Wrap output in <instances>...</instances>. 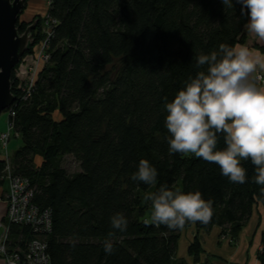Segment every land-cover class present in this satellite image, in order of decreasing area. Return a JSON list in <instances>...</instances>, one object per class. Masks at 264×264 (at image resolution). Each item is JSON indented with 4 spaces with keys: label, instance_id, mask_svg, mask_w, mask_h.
Masks as SVG:
<instances>
[{
    "label": "trees",
    "instance_id": "1",
    "mask_svg": "<svg viewBox=\"0 0 264 264\" xmlns=\"http://www.w3.org/2000/svg\"><path fill=\"white\" fill-rule=\"evenodd\" d=\"M232 3L227 9L221 0H51L50 60L26 101L17 96L13 70L10 106L21 140L10 157L11 172L30 180L33 202L50 212L45 241L51 264H186L176 258L181 230L143 223L151 215L145 197L161 184L200 191L213 201L208 224L183 229L219 227L232 240L255 205L264 206L250 161H242L247 182L236 184L214 163L168 153L164 98L171 102L195 75L197 55L247 41L249 17ZM26 24L19 20L20 33ZM67 154L79 163L78 172L60 165ZM141 159L157 169L156 184L131 179ZM117 212L128 227L116 231V251L108 255L103 242ZM261 245L257 257L264 264V234ZM200 252L196 236L188 253L198 260Z\"/></svg>",
    "mask_w": 264,
    "mask_h": 264
},
{
    "label": "clouds",
    "instance_id": "2",
    "mask_svg": "<svg viewBox=\"0 0 264 264\" xmlns=\"http://www.w3.org/2000/svg\"><path fill=\"white\" fill-rule=\"evenodd\" d=\"M227 9L232 0H221ZM241 13L247 14L248 33L264 41V0H236ZM247 10V11H246ZM194 76L190 75L175 98L163 105L168 153L194 155L219 166L221 174L231 183L247 182V170L242 161L254 166V183L264 194V86L255 73L264 70V57L253 56L242 45L230 47L221 43L217 50L196 56ZM223 140V148L218 145ZM157 169L147 159H141L133 181L154 185ZM151 202V215L143 220L146 226H164L183 230L186 224H208L213 215L212 200H204L200 191L184 192L179 187L161 184L156 192L145 197ZM109 231L103 247L106 254L116 249L112 238L116 231L124 232L128 220L122 212L110 217Z\"/></svg>",
    "mask_w": 264,
    "mask_h": 264
},
{
    "label": "built area",
    "instance_id": "3",
    "mask_svg": "<svg viewBox=\"0 0 264 264\" xmlns=\"http://www.w3.org/2000/svg\"><path fill=\"white\" fill-rule=\"evenodd\" d=\"M42 18L44 38L35 45L31 58L26 59V65L14 68L13 82L20 101H26L31 96L39 73L50 60L49 42L54 33L55 21L47 13ZM255 76L258 84L264 83L261 72L257 71ZM12 116L9 107L6 129L0 134V144L5 150V154L0 157V179L5 182L0 185V204H6L0 218V264H51L45 241V235L51 231L50 212L40 209L33 202L35 187L30 180L11 172L6 148L12 137H18L10 121ZM13 227L17 228V232L12 231ZM23 231L26 233L23 234Z\"/></svg>",
    "mask_w": 264,
    "mask_h": 264
},
{
    "label": "crops",
    "instance_id": "4",
    "mask_svg": "<svg viewBox=\"0 0 264 264\" xmlns=\"http://www.w3.org/2000/svg\"><path fill=\"white\" fill-rule=\"evenodd\" d=\"M41 3L42 0H28V4L34 7L26 18H22V21H27L29 16L40 14ZM246 34L247 41L239 45L247 47L253 56L264 57V41L248 33L247 30ZM260 71L264 72V70ZM262 234H264V206L258 203L236 239L232 240L229 236L221 235L219 227L203 231L190 226L181 230L176 258L186 264H259L257 256L262 247ZM196 236L201 244L198 260H194L188 253V247Z\"/></svg>",
    "mask_w": 264,
    "mask_h": 264
},
{
    "label": "water",
    "instance_id": "5",
    "mask_svg": "<svg viewBox=\"0 0 264 264\" xmlns=\"http://www.w3.org/2000/svg\"><path fill=\"white\" fill-rule=\"evenodd\" d=\"M27 0H0V114L15 101L11 91L14 68L22 56L34 44V34L38 19H35L20 33L17 27L20 14Z\"/></svg>",
    "mask_w": 264,
    "mask_h": 264
},
{
    "label": "rangeland",
    "instance_id": "6",
    "mask_svg": "<svg viewBox=\"0 0 264 264\" xmlns=\"http://www.w3.org/2000/svg\"><path fill=\"white\" fill-rule=\"evenodd\" d=\"M48 1L49 0H42V5L40 7L39 13L37 14L39 17H41V21H40V28H39V34H40V38L38 39V42L40 40H42V38H44V33H43V28H44V19L42 18L43 16H45V14L47 13L48 10ZM31 3V1H30ZM39 4V3H38ZM34 6H31L28 4V0L25 3V7L23 8V12L20 14L19 20L22 21V18H26L27 14L30 13L31 9ZM33 16L32 17H28L25 21L26 23H29V25L32 23L31 21L33 20ZM34 34V33H33ZM37 42V43H38ZM34 42V44L29 48L30 50H28L21 58L20 62L18 63V65L16 66V69H18L19 65L21 67H24L26 65V59H30L32 56V52H33V48L35 47V45L37 44ZM49 51V50H48ZM22 60H24L22 62ZM47 65V64H46ZM259 72H261L262 75H264V72L260 71L259 69L257 70ZM260 86H264V83L259 84ZM6 118H7V113L6 111H3L0 114V134L2 132L5 131L6 129ZM21 145V140L20 138H16V137H12L7 145L6 148V152L8 154L9 157L12 156V154L18 149V147ZM5 154V150L4 148H2L1 144H0V157H2ZM40 159H36V163H39ZM60 165L68 172V173H75L78 172L80 170V165L79 163L74 159V157L70 154L64 155L62 156V158L60 159ZM6 204L5 203H1L0 204V218H2L3 215V211L5 209Z\"/></svg>",
    "mask_w": 264,
    "mask_h": 264
},
{
    "label": "flooded vegetation",
    "instance_id": "7",
    "mask_svg": "<svg viewBox=\"0 0 264 264\" xmlns=\"http://www.w3.org/2000/svg\"><path fill=\"white\" fill-rule=\"evenodd\" d=\"M39 18H41V17H39L38 15H36V16H34V18H33V20H32L31 22H33L35 19H38V20H39ZM24 22H25V21H24ZM37 25H38V21H37V24H36V28L33 29V30H31L32 33H35V32H36ZM27 26H29V23L26 24L24 30L26 29ZM24 30H23V31H24Z\"/></svg>",
    "mask_w": 264,
    "mask_h": 264
}]
</instances>
